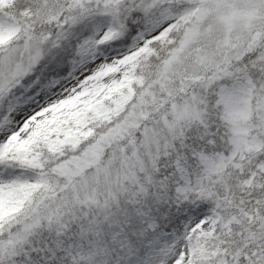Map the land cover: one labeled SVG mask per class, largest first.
Segmentation results:
<instances>
[{
    "label": "snow or ice",
    "instance_id": "1",
    "mask_svg": "<svg viewBox=\"0 0 264 264\" xmlns=\"http://www.w3.org/2000/svg\"><path fill=\"white\" fill-rule=\"evenodd\" d=\"M0 264H264V0H0Z\"/></svg>",
    "mask_w": 264,
    "mask_h": 264
}]
</instances>
